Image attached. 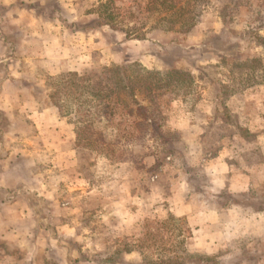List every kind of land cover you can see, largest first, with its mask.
Listing matches in <instances>:
<instances>
[{"label":"rangeland","instance_id":"374dc122","mask_svg":"<svg viewBox=\"0 0 264 264\" xmlns=\"http://www.w3.org/2000/svg\"><path fill=\"white\" fill-rule=\"evenodd\" d=\"M123 1L145 40L91 28L95 0H0V71L26 89L0 111V264H252L258 239L212 237L198 219L235 231L223 209H264V0H175L182 12L147 18L146 0ZM180 13L189 32L166 31ZM234 43L226 62L208 58ZM122 63L139 106L158 112L132 139L136 106L104 97Z\"/></svg>","mask_w":264,"mask_h":264},{"label":"trees","instance_id":"16d2710c","mask_svg":"<svg viewBox=\"0 0 264 264\" xmlns=\"http://www.w3.org/2000/svg\"><path fill=\"white\" fill-rule=\"evenodd\" d=\"M95 1H96L95 7L88 9L86 11V15H93L96 17L94 21V25L91 28H102V29L107 28L108 30L113 31V32L119 31L124 35V38L126 40H136V41L145 40L146 33L144 29L146 28L145 27L146 22L141 21L138 18V16L135 15L134 13L128 12L126 10L127 3L125 1L123 0H95ZM180 11L182 12L183 8L176 9L175 0H146V6L144 9L146 18L149 16H153V15L160 16L162 14H165V15L169 14L170 16L173 17ZM179 18H180L179 26L175 27V24L172 21L170 22L171 26L168 27L166 31L183 33V34H186L187 32H189V29H190L189 27H192V24H189L188 22L185 21L186 19H185L184 14H181ZM73 28L74 29L78 28V24L74 23ZM82 30H86V27L82 28ZM217 49L220 50L221 48L220 49L217 48ZM240 49H241L240 43H234L228 47V49L223 53V55L219 54L217 56H209L208 58L216 62L217 64H221V63L226 62L225 58L231 56L232 54L238 53V50ZM206 54H209V53L206 52ZM130 66L132 68H130L129 65L122 63L120 65L113 66V68L109 70L110 75H111L110 79H113L114 75H116L118 78L116 81H114V83H111L113 85L110 84V86L111 87L113 86V88L108 89L109 91L107 93L108 96H104V97H108L109 100L107 102L108 103L114 102L116 106L118 104L120 106H125L128 109L130 108L128 106H136L134 111L136 112V115L141 118L140 119L141 123H135L134 120H133L134 122L133 121L131 122L132 124L130 128L132 130L129 131L130 133L129 138L132 139L136 135H138V133H142V130H141L142 123L147 124L146 126L150 125L152 126V128H157L155 119L157 118L158 112L156 114V112L153 111L151 115L149 116L147 115L146 109L139 106V103L135 99V93H134L135 88L132 86V83H130L131 76L128 74V72L132 71V69H134L135 72L137 71H136V67L133 68V64ZM141 72H144L146 74V77H149L151 75L163 76V80L165 79L166 84L172 83L173 78H171V76H173V74H177L176 71H169V72H165L164 74H162V73H159L158 71H145L142 69H141ZM179 76L188 77L189 82L188 83L186 82V83L192 89L193 82L195 81L194 77L191 74H184V73L180 74ZM258 84H261V83L258 82ZM211 85L214 88V91L217 92L219 83L213 82ZM120 92H122L123 95L127 97L123 101H119V98H117L118 93ZM52 97H54L53 92L48 96L49 107H56L53 103ZM126 101L127 103L125 104ZM87 128L90 129L91 126L88 125ZM119 133H121V131ZM122 134H125V131H123ZM75 146L89 148L94 151L98 149V147L94 146L91 141L85 145L84 144L82 145L81 142H77ZM187 232L189 235L190 231L187 230ZM154 264H165V263H162L159 261V262H155Z\"/></svg>","mask_w":264,"mask_h":264},{"label":"crops","instance_id":"0c3cea01","mask_svg":"<svg viewBox=\"0 0 264 264\" xmlns=\"http://www.w3.org/2000/svg\"><path fill=\"white\" fill-rule=\"evenodd\" d=\"M6 48L3 41H0V63L7 62L9 57H6L5 55ZM3 71H0V81H3V92L0 96V111L9 112L14 111V107L11 109H7L9 105H14L15 103H18L21 99L22 90L26 91L25 88H20V86L15 87L18 80H14L11 78H8L6 76L7 74L2 73ZM8 87L10 89L5 90V88ZM5 101V102H4ZM34 110V109H33ZM44 117H46V120L49 121H56V119H60L58 113H56L52 109H47L46 112L43 113ZM53 125V124H50ZM258 170L261 171V166H257ZM254 170H256V167L254 166ZM259 175L264 176V172H260ZM264 178V177H263ZM257 178L255 182H257ZM245 190H238L237 192H245ZM264 202V198H263ZM228 206V204L226 205ZM224 206V208L226 207ZM234 209L233 211L236 214L235 221L238 223V226L236 227L235 231L231 230H225V229H219L215 228L213 225V221H211V217L209 215H205L204 218L198 219L199 222H203L202 226L204 227V233L214 237L216 235H219L222 239L226 237V234H231L232 238L236 240H244L245 241H251L257 240L255 246V252L263 254L260 258H258L254 263L252 264H264V209L263 210H254V212L251 213H245L243 210H241L239 207H233L228 206V208L223 209V212L230 209ZM263 245H261V241ZM260 242V243H259ZM9 261H3L2 264H8Z\"/></svg>","mask_w":264,"mask_h":264}]
</instances>
